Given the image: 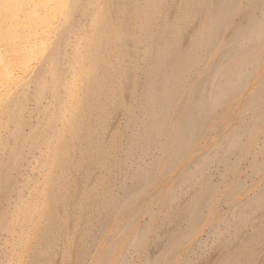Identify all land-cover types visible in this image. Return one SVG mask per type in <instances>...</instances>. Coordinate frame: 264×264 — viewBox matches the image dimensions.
Here are the masks:
<instances>
[{"label": "bare ground", "instance_id": "6f19581e", "mask_svg": "<svg viewBox=\"0 0 264 264\" xmlns=\"http://www.w3.org/2000/svg\"><path fill=\"white\" fill-rule=\"evenodd\" d=\"M80 1L82 2V0H73V3L70 5L69 4L70 2L68 3V0H0V44L1 45L4 44L5 47L7 46V48H9V47H11V45H10L11 40L12 41L13 40L15 41L16 39H18L19 41L22 40L19 43L20 44L18 46L19 49L17 48L18 50L14 52L15 54L18 53V55L15 56L11 62L7 63L4 56L0 53V83L4 84L5 86H7V84L9 83V80L11 79L12 74H13L12 73L13 69L11 70L12 63L19 64L25 70L26 68L28 69L29 65H31V63H33L34 59L36 57H38L37 54L39 52V48H41L42 46L45 47V45H46V43H45L46 41L45 42L42 41L43 40L42 37H44V39L46 40V37H48L49 32L52 31L51 26L53 25V22L51 23L50 21L53 18V16H51V15H54V17H55V14H53V13H55L56 11L64 14V15H59L60 17L64 16L63 18L61 17L62 19L60 18L62 20L61 24L62 23H63V25L65 24L64 26L68 27L67 31L70 32L71 34H74L73 32H71L72 29H74V26L72 24H70V19H72L71 16L74 14L72 11L77 10L76 8L79 6L82 7L81 6L82 3ZM138 1L139 0H121V7H119L120 13H121V18H120L121 20L116 18V16L119 17V15H117L118 12L115 13L112 9V8H115L116 6L111 7L112 10H108L107 8H109V7H106L107 11H109V12L113 11L116 14V16L114 14V16H115L114 18H116V20H118V22L116 23L114 18H113L112 12H111L109 14L110 15L109 17H112L113 18V19L111 18L112 22L113 21L114 22L109 23L110 25L107 24L109 21L106 22V24L108 25L107 27L103 26V25H106L105 22L103 23V21H106V19L103 20L104 17L106 16V14L104 17L102 15L101 19H98V17L100 18V16H101L100 14L102 13L101 12L102 10L99 11L100 14L97 18L94 15H91V18H90L91 21L94 18V21H92L93 27L91 26L93 29H91V31L94 33L91 34L92 32L90 31L91 33L89 35L86 32L85 36H82L83 39H84V37H86L84 40H80L78 38L80 40L79 43L81 41H84V44H86L85 46H84V44L82 45V47L84 46V48L80 47L81 50L84 49L85 51H83V50L81 51L79 49V51H81V53L85 52L84 54L83 53L80 54V52L78 51L77 47L79 45H77V47L75 45H73L74 47H73V50H71V54H67L65 52L66 50H64L62 48L63 45L64 46L66 45V47H68V45H69L68 41H70L69 40L70 33L68 34L67 31L64 30L63 31L64 33H61V35L56 36V37H58L57 39L54 37V39H56L57 42L55 40L54 41L56 43H58L59 45L61 44V48L63 51L58 50V49H60L59 45H58V49L54 48L55 49L54 52L56 50H58V51H56L55 53H53V51H52L51 53H53V54H51V55H49L50 53L48 54L49 56L47 57V60H50V61H48L50 66H48V64H47V66L49 67V69L47 67L48 71H45L44 69H43V71H45V73L50 72V74L52 75V77L50 75V77H51L50 81H52L51 82L52 84L49 83L50 81L47 83L49 84V86L51 84V86H50L51 92L50 93H52V97L56 102V104H55L56 107L54 109L52 106L53 110L52 111L50 110V113L48 111V113H46L47 115L43 117L44 118V119H42L43 121L40 122L38 120L39 123H37L36 125L34 124V127L35 128L38 127L40 129L44 128L43 130L46 131L47 129H45L44 126L48 127V125H47L48 122L50 124H52L51 122H54L53 126L52 125L49 126L50 129H48V131L50 130L49 131L50 133L48 132L49 134L46 135V133L44 131L43 133L46 136L43 137L41 135V137H43V139L41 141L44 142V140H45L44 144L47 146L46 148L49 147V150H48L49 154L46 157L44 156L45 159H41L43 161L44 160L46 161V164L48 166V170L46 169V167L43 166L45 163L42 164L43 162L41 160H40V162H42L41 164H42L43 168L46 169V172H44V175H45L46 186L48 184V189L46 188L47 190L46 189L45 190L47 191V194L49 195V197H48L49 202L54 205V207L56 209L55 211H57V212L50 213L49 211H51V210L49 209L48 212L51 215L45 216L46 218H48L49 223L45 224V226H43V227L41 226L42 228H40V234H39V237L37 238L38 240L36 239L37 240L36 241L37 247L35 245L36 249L33 246L34 247L33 249H35V251H33L34 252L33 253L34 261L32 259L33 264H51L52 263L53 257L56 253V251L54 250L55 246L63 238V236L65 234V230H66V225L68 224V229H69V226H70L69 222H72V217H71L72 215L69 212L72 210H68V209H70L69 207L72 205H77V203L79 201V194L81 192L83 194H85V196H87L90 199L89 201H91V199L93 200V197L96 194V193H94V191H95V188H97L96 187V185H97L96 181L97 180L95 178L94 172L99 166H101L103 164L104 159H106L105 157L108 158L107 155L113 157L110 150H108L109 148L112 147V145L109 144V145H111V147L107 146L106 148H108V149L105 150V146H104L105 140L103 139V135L105 136L104 132H106V129L108 127V124H107L108 121L107 120L111 117L110 116L111 115V107H113L112 110H115V109L116 110L117 109L118 110H121V109L125 110L131 116L133 114L132 112L135 110L133 107H135L136 110L143 112L145 115L148 113V116L151 115L153 117V120H152L153 122L149 123L150 122L149 121L148 122L149 124L148 123L146 124V127L144 129V133H143V139L139 140V139H137L136 136L128 138V139H130V140H128L129 144L127 143L129 146H127V144H126L127 149L125 150L124 157H129V155H132L134 153L136 146L140 145V141L144 142V145L141 149L142 154H147L151 147H153L156 144H160V143L164 142L162 139H163V137L166 136L165 135L166 132L167 131L169 132V126L171 125L170 124V122H171L170 121V114H171V110H172L171 106L174 103V101H173L174 98L177 97V95H178L177 93L179 92L178 87L180 85L178 86V84H181L187 78L188 74L191 73L192 70H194L196 65L199 66L201 61L204 60V57H205L204 55H207L208 52L210 53V50L214 46L215 42H217V44H218L219 40L216 41V39H217V37H219V34H221L222 31L230 23H232L233 18H235V16L237 17V14H239L240 10H241L240 9L241 7L239 8L240 0H186V2H185L186 3V9H185V12L183 11L182 16L181 15L175 16V14H172V15H169V14L166 15L165 14V16H164V14L162 13L163 14L162 16H164V17L162 18L163 20H161L162 23L158 27V29H159L158 36L156 37V34H155L154 38H156V41H155L154 45H153V43L150 44V41L148 43V41L146 40V39H148L147 36H146V39H143V38H145V35L144 36L139 35L140 38L142 37L141 39L139 38V36H137L138 38H136V39H139L140 43H141V40L143 39V41H142L143 43H141V44H143V47L140 46L141 47L140 51H138L139 50V48H138V50H137L138 52H137V51L133 50L134 48L136 49L137 47H134L133 46L134 44L131 45L132 40L138 34L137 33L135 35V32H137L139 30L137 28L138 30L136 29L137 30L136 31L135 28L137 27V25H140L141 27L146 26L148 24V19L150 20V18L153 16H155V17H156V15H158V17L160 16L159 2L161 3L162 0H144V1H142L143 3L141 2L142 4H144V5H142V7L139 6L140 2H138ZM85 2L88 3V0H85ZM31 3H33L34 5L27 8L26 5H30ZM90 3H92V0H90ZM93 4H94V2H93ZM67 5H69L68 6V7H70L69 9H68V7L65 8ZM65 9H68V10H66V12H64ZM104 11L106 12V10H104ZM180 11L182 12V9H180ZM105 12H103V13H105ZM161 12H162V10H161ZM120 13H118V14H120ZM170 14H171V11H170ZM50 16L52 17L51 19H50ZM179 16H181L183 18V20H184L183 23H180ZM196 19H198V20H196ZM244 19L246 20V21H244L245 23H243V24L241 23L239 26L237 25V28L235 27L236 29L232 33H230V35H229L230 37H228L230 47L228 49H225L224 51L222 50L223 52L221 53L220 58L218 57L219 60H217L218 62L216 63L215 66H213V70L211 71V73H209V75H207V77L204 76L206 78H204V79L202 78L203 79L202 80L203 85H202V83L199 84L200 83L199 81H201V79L198 81L199 82L198 84L195 82V86L200 85V87L198 86L199 87V88L197 87L198 89L196 88V90H193L194 94L191 98H189L188 102L186 101L187 103L185 102V104H186L185 106H183L184 105L183 103H180V104H183L182 105L183 107L181 108V106H180V107H178L179 111L177 110V112H178L177 113V120H176L177 127L175 126L176 125V123H175V125H174L175 128H174V133H173L174 135H173V137H171L172 139L170 138L172 140L171 141L172 144L170 143L171 146L169 145L170 147L167 148V150L168 149L170 150V151L168 150L169 155L166 151V153H167L166 155H168V158L167 157L166 158L169 160V162L171 164L166 159L167 163H169V166L166 168L170 169V166L173 163L175 164V162L178 161V159H180L181 155L186 153L185 151L187 150V147L190 148V146H191L190 144H192V142L194 144V141L195 142L197 141L198 138H196V135L198 137V133L199 134L201 133L199 130L204 128L203 126L205 125V123H207L208 120L210 121L211 117L213 119L214 115H212V114H214V111H216V108L218 106H220L221 103L223 104V102H226L231 96H233L234 93L237 92V90L240 88V86L243 83L245 85V83H246L245 79L247 80V77L249 76V74H251L250 70L252 68H253L252 70H254V67H251V69H250L247 66H249L250 62H253V60L256 58V56L259 54L260 50L264 46V0H255L254 2H252L248 11L246 12V16L244 17ZM101 20H102V22H101ZM119 21H121V22H119ZM198 21H200L199 24L196 25V27H194L196 24L195 22H198ZM110 22H111V20H110ZM193 22H194V24H192ZM191 24L193 25V27H191L192 26ZM70 25H72V27ZM36 26H38L39 28L41 27V29H40L41 31L40 30L38 31L39 34L37 33V31L35 29V28H38ZM66 27H64V29H67ZM76 27H77V25H76ZM190 27L194 28V30L191 29L193 33H192V35H190V37L188 38L189 40L186 43L185 42L186 38L184 40V36L186 35V33L188 31L187 28L189 29ZM49 28L51 30H49ZM80 29H82V27ZM141 30H142L141 33L145 32V31H143V28ZM34 31H35L37 37H38V35H40V32L42 35V37L40 39L41 41L39 40L40 36L38 38V40L41 42L39 47L37 45L34 46V45L30 44L32 41L30 42L29 39H31L32 37L31 38L29 37V39L26 37L27 34H28L27 36H33L32 34L34 33ZM189 31H190V29H189ZM77 32H78V30H77ZM184 32H185V34H184ZM79 33H80V31H79ZM227 33H229V32H227ZM75 35H78V34H75ZM83 35H84V33H83ZM152 35L153 34L149 33L150 37ZM34 37H35V35H34ZM34 37L32 40L35 39V42H37L36 41L37 39ZM73 37L74 36H72V38ZM26 38H27V41H26ZM152 38L153 37H151V39ZM18 40H17V42H18ZM39 41H38V43H40ZM76 41H77L76 44H79L78 40H76ZM13 42H12V44H13ZM55 42H54V44L56 45ZM136 42H137V45L135 43V46L139 47V45H140V44L138 45L139 41H136ZM81 43H83V42H81ZM73 44H75V43L73 42ZM109 44H113L112 46H114L117 53L122 58L121 61L123 62L125 60V62H124L125 65L127 64L126 59L127 60L130 59L131 61L132 60L137 61L139 56L137 55V57H136L135 52L140 55V58L143 56L139 60V61H142V59H143L142 62H144V60H145L144 58L146 55H148V56L151 55L150 56L151 57L150 62L146 59L145 61H148V62H145V63H148V64L146 66H145V64H143V66H145L142 68L144 74H142V73L141 74L143 75V78L145 77L144 78L145 80H144V83L142 84L143 86L141 87V89H139L140 90L139 100L136 103L133 102V103H135L134 106H132L131 104H128V102L125 100V98H126L125 96H127L128 94H131V92H132V91L130 92V90H132L130 87H133L131 84L133 82L131 78L134 75V70H133L134 64H133V66H132V64L127 65V66H125V65L121 66L118 63L120 65V68H119V71L117 72V69H116L117 66L114 63L116 61L112 62V60H110V57H108L111 54L110 55H108L109 53L107 54L108 51L110 52V51H113L114 49L110 50L111 49V47H110L109 50L106 51L107 50L106 48H108ZM121 44L124 45L122 48L119 47ZM228 45H226V46H228ZM131 46H133L134 48ZM5 50H7V49H5ZM6 52H4V53H6ZM114 52H115V50L111 53H114ZM14 53H11V54H14ZM42 54H44V53L42 52ZM119 55L116 54L117 58ZM113 56L111 55V57H113ZM120 57H119V59H120ZM123 58H126V59L123 60ZM131 58H133V59H131ZM134 58H137V59H134ZM42 60H44V58ZM67 60L69 61L68 64L70 67L67 69L69 70L72 68L73 70H75V72L79 73L78 74V77H80L79 79H81L82 76L84 79V82H83V79L81 80L82 81L81 84H83L84 87L82 85V88L80 91V96L78 95L79 97L77 96V93L73 88L75 86L73 84L74 81H73V83L71 82L72 85H74V86H71V85L69 86L68 85L69 82H67L66 75H64L67 73L69 74L70 71L67 70L68 72L66 71L67 73H65V71H63L64 69H62L63 63L66 64ZM44 61H42V62H44ZM133 61H132V63H135ZM110 62H112L113 65L115 64V66H116L115 69L113 68L114 67L113 65H110ZM137 63H138V61H137ZM111 66H113V67H111ZM197 66H196V68H197ZM136 67H138V66L136 65ZM141 67H139L140 69H138V68L137 69L141 71ZM39 69H40L39 71H42L41 68H39ZM45 69H46V67H45ZM33 70H35V69H33ZM73 70H71V71H73ZM132 70H133V73H132ZM39 71H38V73H40ZM75 72H73L74 75H76ZM193 72H195V71H193ZM73 73H71V75ZM39 75L40 74L37 75L38 78L35 77L36 79H34V80L32 79L34 81V83H36L35 84L36 87L34 88L35 90H33V91H35L34 93H36L35 98L37 101H39L47 93V90L50 89V88L48 89L49 86L46 83V81H44L42 79L44 76L42 75L43 76L42 77L40 75V77H39ZM46 75H47V77L49 76L48 74H46ZM68 76H70V75H68ZM31 77H32V75H31ZM189 77H190V74H189ZM13 78L15 79V77H13ZM52 78H54V80H52ZM262 78L264 79V77H262ZM64 79L66 80L65 83L66 84L68 83L67 85L64 83ZM68 79H70V78H68ZM71 79L75 80L76 77L75 78L73 77ZM75 81L77 82V80H75ZM29 82H30V80H29ZM79 82H80V80H79ZM262 83H263V81H262ZM1 87H2V85H1ZM1 87H0V89H1ZM71 87H72V89H71ZM23 88H24V86H23ZM135 88H137V87H135ZM79 89H80V87H79ZM240 92H238V93H240ZM237 96H238V94H237ZM53 99L50 101H54ZM2 102H3V99H2ZM226 106H228V105H226ZM19 107L17 106V108H19ZM13 108H15V107H13ZM245 108H246V111H251L253 113V118L249 122L246 123V125H247L246 131L242 132L239 130L238 131L233 130L228 135V138L226 140V144L222 148L219 146V148H221L220 149L221 151L216 150V151H214V153H212V155H210V156L207 155L206 157H203L202 159H200L198 162L194 163L193 167L189 170V172H190L189 177H190L191 183H193L196 179H198L200 177L204 168L208 165L210 166L212 164L213 165L214 164H217V165L222 164L225 167V172H226V169L232 167L233 165L235 167L236 164H234L233 161L230 162L231 159H229V157H230L229 154L230 153L232 154L233 152L235 153L240 148H242V145H244L243 144L244 142L242 143V139L244 141V137L246 138V136H248L252 132V130L255 128L256 124L264 118V86L260 87L258 90H256L254 92V94H252V96L249 99L248 103L246 104ZM13 110H12V112L8 111L11 115L8 113L7 116L10 115V118H11L10 120L12 122H14L13 120H15L14 124L16 123V125H14L15 128L13 127L14 130H13L12 134H10V133L9 134L12 135V137H15L14 138L15 140L18 139V143L16 145H14L15 149L11 150L12 152L8 151L9 153L6 154L7 158L4 161H2L0 163V165H7V166L15 165V168H16L18 166L19 160L21 159V161H22V151L21 150H23V149H21V148H23L25 143L28 142V141L25 142L24 140L28 139L27 137L29 136V134L27 133L28 136H26L25 139L21 140V134H20V139L18 138L19 132L22 129L23 125L25 123H27V120L25 122V120L21 117V115H19L20 114V113H18L19 109H18V111L15 109L17 112L15 110H14L15 112H13ZM20 112H21V110H20ZM244 112H245V110H244ZM42 113H43V111H42ZM64 116H66L67 127L66 126L65 127L67 128V132L69 134V135L68 134L66 135V136H69L68 139L66 138V136H64L66 139H63L64 137L60 136L61 131H58L57 126H55V123H57V122L59 123L60 121H62L61 119H63ZM131 116H130V118H131ZM12 117H13V120H12ZM7 118H9V117H7ZM47 120H50V121L47 122ZM263 121H264V119H263ZM28 122H30V121H28ZM45 122H47V123H45ZM110 122H111V120H110ZM174 122L175 121H173V124H174ZM0 125H1V123H0ZM7 126H9V125H7ZM31 127H33V126H31ZM38 128L35 129V131L39 130ZM31 129H30V131H31ZM62 131H64V128ZM39 132H40V130H39ZM31 133H32V136L36 133V135H34L33 137L36 136L35 137L36 139H38V138H39V140L41 139L38 131L35 133H33V131L30 132V137L32 138ZM169 133H171V132H169ZM63 135H65V134H63ZM37 136H39V137L37 138ZM5 137H7V136H5ZM248 138H249V136H248ZM34 139H33L32 144L35 145L36 142L34 143ZM36 139H35V141H37ZM194 139H196V140H194ZM29 140H30V138H29ZM5 141H6V139H5ZM43 142L41 144H43ZM26 145H28V144H26ZM34 145L31 146V147H33V149H34ZM117 145H118V143H117ZM117 145H116V147H117ZM119 146H121V145H119ZM119 146H118V148H119ZM1 147H3V146H1ZM39 147L41 148V145H39ZM114 147H115V144H114ZM245 148H246V145H245ZM12 149H13V147H12ZM111 149H113V148H111ZM243 149H244V147H243ZM45 150H47V149H45ZM70 150H76L73 153L74 155H75V153L78 152L76 159H72V157H70ZM114 151H115V149H113L112 152H114ZM183 151H184V153H182ZM29 152L31 153L32 151L30 150ZM33 152H34V150H33ZM40 152H41V150H40ZM37 153H38V150H37ZM44 153H46V152H44ZM114 153H113V155H114V157H116V155ZM7 155H9V156H7ZM26 155H28V154H26ZM43 155H45V154H43ZM233 155H231V156H233ZM35 156H37V155H35ZM46 158H47V160H46ZM111 159H113V163L115 164L114 165L115 167H116V165L119 166V164L122 163V161H123L122 159H119V157H116L115 159L114 158H111ZM111 159H109V160H111ZM124 159H126V158H124ZM106 161H107V159H106ZM106 161L104 163H106ZM20 162H19V164H20ZM110 163L112 165L111 161H110ZM16 164H17V166H16ZM38 164H40V163H38ZM75 164H77L76 166H77L78 170L80 171L79 172L80 173L79 179H77L78 177H76V176H75L76 177L75 178V177H73V175H72V177H71V175H69V173L71 171H73V170H71V168L72 169L75 168L74 167ZM54 166L59 168L58 173H54V174L52 173L53 171H51V170L54 169V168H52ZM103 166L105 167V165H103ZM150 166L148 165L147 167L145 166V168L141 167V168L135 170L134 173L131 176H129V179L126 180V181L129 180V183L124 182V184L122 186V191L118 195H115V196L113 194H111L112 196L109 195L110 194L109 191L111 192V189H110L111 187L109 186V179L110 178L109 179L106 178V180H105L106 182L101 181L102 183L101 182L99 183V186L102 184V192H101L102 195L100 194V190H99V194L101 197L99 207L101 206L102 210L104 211L103 212L104 213V215H103L104 219L108 218L107 216L110 214V211H111L110 209H114V208L117 210L120 209L121 205L123 206L125 203L127 204V200L129 199L128 197H130L134 194L133 193L134 190H136L137 188L142 189L144 184L146 185V183L150 182V178L154 176L153 174L156 171L155 169H154L155 171H153V168L157 167V166L155 167L154 164H153V168H152V166L151 167ZM12 167H14V166H12ZM9 169L10 170L12 169L11 166H9ZM9 169H8V171H9ZM254 169L256 170V168H254ZM14 170H11V171H14ZM57 170L58 169H56V171ZM74 173H75V171H74ZM76 173H77V170H76ZM79 173H78V175H79ZM41 174L43 175V173H41ZM3 176L6 178L5 181H3V179H5ZM3 176H2L3 179H2V177H1V179L4 183L2 181H0V182H2L4 185L6 182L5 187L9 188V186L14 183L12 181L14 178L13 179L11 178L12 180L10 179V177H11L10 171L7 172V175L5 174ZM160 177H161V175H160ZM43 179L44 178H42L41 180H43ZM82 182H84L85 184H83ZM206 182L209 184H207V186L204 185V187H201V189H199L200 191L198 190V191H196V193H193L190 201L184 207L188 212L187 218H186L184 223L179 222L178 219H176V217H167L164 220V223H166V224H168V223H170V224L174 223L175 224V228L174 227L173 228H174V230L176 229L175 230L176 232L174 231L175 235L172 234V236L174 235L173 237L170 236L173 239H172V242L169 243V244H171V246L173 248H174L173 245H177L180 242H182V240H184L187 236H189L188 234H190L192 231L195 230V227H197L196 225H197V222L200 218L201 212L204 209L203 207H205L206 203L208 204V201H210L211 198L214 196L213 194H215V192L217 190L216 188L218 187V185L216 187L214 185V183L212 184V182H210V181H206ZM74 183L76 185L77 191H79V192H77V193H79L78 195H76L75 193H71L69 190V187L67 188V186H71ZM228 184H230V183H228ZM37 186L35 188L39 189V187H37ZM180 187H182V186H180ZM8 188H5V192H7L9 190ZM35 188L34 189L32 188V189L35 190ZM66 188L69 190L68 194H66V193L63 194V190ZM38 189H36V190H38ZM36 190H35V192H36ZM38 191H37V193H38V195L40 194V196H39V198H40V197H42V195H44L45 191L43 194L40 191H39L40 192L39 193ZM42 191H43V189H42ZM32 192L33 191H31V193ZM170 192H171V194H170L171 196L170 195H168V196H170V203H171V210L170 211H172V209L174 210L175 208H178V204L176 203L178 201H176V196H175L176 191L170 190ZM37 193H36V195H37ZM131 193H133V194H131ZM168 194H169V191H168ZM38 195L36 197H38ZM20 198H21L22 204L24 206V207L22 206V208H24V210L19 208L21 205L18 207L20 210H23L22 216H21V213H20V216L24 220L20 219V222L25 223V221H26L25 226L27 223H30V224L34 223L35 221L33 222V218L35 216H39V213L41 210V207L37 201V198H36V201H35V199H34V201H32L30 199L31 201L29 200V202H28V199L26 201L25 198L22 199L21 196H20ZM20 198H18V199H20ZM5 200H4V202H5ZM21 200H18V201L21 202ZM23 200H25L26 203L25 202L23 203ZM87 201H88V199H87ZM49 202H48V204H49ZM41 203H42V201H41ZM51 204H49V205H51ZM44 206L42 208H44ZM64 206H68V209H67L68 211L65 210L66 207L64 208V211L68 212L67 213L68 215H66V216L63 215V213L62 214L60 213V211H62L61 209ZM246 206H247V210L239 213L237 215L235 221L230 225V227L228 226L229 230H230L229 234L227 233L228 234L227 237L220 241L221 246H222V254L220 253L221 254L220 258H218V260L212 264H255L256 263L255 261H256V258L258 256L257 251H259L258 248L264 247V223H263V225L262 224L261 225H255L253 228L254 229L253 232L251 233V235L249 234L250 236H248V237L243 238V236L241 237V236L237 235V230H238V228L240 230L239 226H241L243 224V222L245 224V223H247L248 220H251L255 216V214H256L255 212H257V209L264 206V188L262 190H260V192H258L255 196H253L250 200H248ZM0 207H1V205H0ZM82 207L84 208V206H82ZM45 209H46V207H45ZM84 210H83L84 214H80V215H82V217L80 219V222L78 223L79 225H78L77 230H76L77 235L75 234V237L73 236L75 238V240L78 241L79 243L84 242L85 239L87 238V236L90 235V233H91V230L87 227L88 226L87 225L88 224V217H86V215H85L86 212ZM120 210H122V209H120ZM5 211H6V209H5ZM100 211H101V209H100ZM17 213L19 214V212H17ZM7 214L6 213L3 214V212H2V214L0 215V228L1 227L4 228L3 226H6V227L11 226L12 223L10 222V225H9V220H11L13 218H10V214H8V215ZM65 214H66V212H65ZM99 214H100V212H99ZM130 214L133 215L132 213H130ZM14 216H16V214ZM16 218L19 219L20 217L16 216ZM14 220H12V222L15 223V225H16L15 221H17V220H15V221ZM256 220H258V219H256ZM44 221H46V220H44ZM101 221H102V219H101ZM101 221H100V223L98 222L99 226H97V227H101V229L99 228L100 230H102L101 224L103 222V221L102 222ZM128 221H130V219H128ZM219 221L223 222L224 220L222 219ZM259 221H261V220H259ZM7 225H9V226H7ZM19 225H20V223H19ZM27 225L29 226V224H27ZM216 226H218V225H216ZM6 227H5V230H6ZM13 227H11V229H13ZM21 227H22V225H21ZM23 227H24V225H23ZM103 228H104V223H103ZM11 229L9 231H11ZM17 229H19V228H16V231H14V230L13 231L16 232L17 236H18V233L21 231L23 232V230L20 229L21 231L17 232L18 231ZM26 229L29 230L31 228H28L26 226ZM99 229H96L97 232H99L98 231ZM145 229L146 230H144V232L141 231L143 229L139 230V232L141 234L139 233L138 234L139 237L136 238L137 244L140 241H142L141 239L145 238L144 233L146 231L148 232V229L147 228H145ZM217 229H219V228H217ZM217 229H215L213 234L214 235L216 234L217 236H219L220 233ZM0 230H2V229H0ZM25 231H27V230H24V232ZM189 231H191V232L189 233ZM27 233H28V231H27ZM27 233H25V234H27ZM28 234H27V236H28ZM14 237H16V236H14ZM18 238H19V242L23 241L22 243H24L25 239H22V238H25V237H23L22 234H21V236L19 235V237H17V239ZM93 238H95V237H93ZM17 239L15 241H12V243L16 242L17 245L19 246L21 244L18 243ZM67 240H68V237H67ZM61 242H63V241H61ZM233 242H234V244L236 242V244L233 245L234 247L231 246ZM34 244H36V243H34ZM135 245H136V243H135ZM254 245H257L259 247L255 249ZM18 246H16V247H18ZM10 247H9V249H10ZM16 247H15V249H16ZM168 247H169V245H168ZM219 247H220V245H219ZM12 248L14 249V247H12ZM85 249H86L85 247H81L80 250L78 249L79 252L77 254V262L80 261V259L87 253L85 251ZM113 249L111 251H113ZM163 251H165V250H163ZM7 254H9V253H7ZM11 254H13V253H11ZM163 255L165 256V254H163ZM7 257H8V255H7ZM259 258H260V256H259ZM5 259H6V257H5ZM7 260L9 261V259H7ZM172 262H174V261H172ZM8 263H6V264H8ZM10 263H11V261H10ZM150 263H148V264H150ZM152 263H154V262H152ZM30 264H32V263L30 262ZM75 264H77V263H75ZM261 264H264V261H263V263L261 261Z\"/></svg>", "mask_w": 264, "mask_h": 264}, {"label": "rangeland", "instance_id": "374dc122", "mask_svg": "<svg viewBox=\"0 0 264 264\" xmlns=\"http://www.w3.org/2000/svg\"><path fill=\"white\" fill-rule=\"evenodd\" d=\"M142 1H144V0L138 1V2H140L139 6H141V7H142V5H144V4H142L143 3ZM254 1L255 0H253V1L252 0H240L241 3L239 2V8L241 7L240 8L241 10H240V13L237 14V17L235 16V18H233L232 23L234 25L232 23H230L222 31L223 34L222 33L219 34V37H217V39H216V41L219 40L218 44H217V42H215L214 46L210 50V53L209 52H208V54L206 53L207 55H204L205 56L204 60L201 61L199 66L196 65L197 68L195 66L196 69L194 68V70H192V72L193 71H195V72L189 73L190 77L188 74V76H187L188 79L186 78L181 84H178V86L180 85L178 87L179 92L177 93L178 94L177 97L174 98V100H173L174 103L171 106L172 110H171V114H170V121H171L170 124L172 126L171 125L169 126V132H171V133H169L168 131L166 132V134H165L166 138L163 137V139H162L164 142H162L160 144H156L153 147H151L147 154H142L141 149L144 145V142L140 141V145L136 146L134 153L132 155H129V157H124L125 150L127 149L126 144L128 143V140H130L128 138L136 136L137 139H139V140L143 139V133H144V129L146 127V124L149 121H150L149 123H152L153 117L150 114H149L150 116H148V113L145 115L143 112L136 110L135 107H133L135 110L133 109L134 111L132 112L133 113L132 116L129 115V113L125 110H122V109L116 110L115 108H114L115 110H112L113 107H111V115H110L111 119L109 118L107 120L108 121L107 122L108 127L106 129V132H104L105 136L103 135V139L105 140L104 141L105 142L104 143L105 144L104 145L105 150L108 149V148H106L107 146L111 147V145H112L111 148L115 149V151H114L115 153L112 152L113 149L109 148L108 150H110L113 157L107 155L108 158L105 157L107 159V161H106V159H104L103 164L101 166H99L97 169L95 168L96 170L94 169L95 170L94 175H95V178L97 180L96 181V183H97L96 187L97 188H95L94 193H96V194L93 197V200L91 199V201H89L90 199L87 196H85V194H83L82 192L80 194L77 193L79 191H77L75 183L72 184L71 186H67V188L69 187V190L71 193H75L76 195L79 194V201H78L77 205L70 206L69 207L70 209H68V206H64L61 209L62 211H60L61 214L63 213V215L66 216V215H68L67 211L72 210V211H69L70 214L72 215L71 216L72 222H69L70 223V226H69L70 230L68 229V224L66 225L65 234L63 236L64 239L63 238H62L63 240L61 239V241H63V242L60 241L55 246L54 250L56 251V253L53 257V261L51 264H75V263H77V264H148L150 262L151 263L154 262L152 264H207V263L212 264L215 261H217L218 258H220L221 254H222V246H221L220 241L222 239L226 238L227 235L229 234L230 225L235 221V219L239 213L247 210V206H246L247 201L250 200L253 196H255L258 192H260V190H262L264 188V123H263L264 118L256 124L255 128L248 135L249 138H248V136H246V138L244 137V141L242 139V143L244 142L243 143L244 145H242V148H240L235 153L234 152L232 154L230 153L231 155L234 154L233 156H231L229 154V156H230L229 159H231L230 162L233 161L234 164H236L235 167L233 165L232 167L226 169V172H225V167L222 164H219V165H217V164L213 165L212 164L210 166L208 165L204 168L200 177L198 179H196L193 183L190 182L189 170L193 167L194 163L198 162L203 157H206L207 155L210 156V155H212V153H214V151L220 150L226 144V140L228 138V135L233 130H237V131L239 130L242 132L246 131V129H247L246 123L249 122L253 118V113L251 111H246V108H245L246 104L248 103L252 94H254V92L256 90H258L260 87L264 86V79L262 78V77H264V46L260 50V52L256 56V58L253 60V62H250L249 66H247L250 69H251V67H254V70H252L253 68L251 69L252 71L250 70L251 74H249V76H248L249 78L247 77V80L245 79V82H246L245 85L243 83L240 86V88L238 89L239 91L237 90V92H235L233 96H231L226 102H223V104L221 103L220 106H218L216 108L217 112L214 111V114H212V115H214L213 119L211 117L210 121L208 120L209 122L207 121V123H205V125L207 124L206 125L207 127L204 125L203 126L204 128L199 130L201 133L200 134L198 133V137L196 135V138H198L197 141L196 142L194 141V144L192 142V144H190L191 146L189 145L190 148L187 147V150L185 149L186 150L185 152L187 154L184 153V151H183L182 153H184V154L181 155L180 159H178V161H176L175 164L172 162L173 166L171 165L170 169L166 168L169 166V163H170L169 160L167 159L170 150L168 149L169 150L168 151L167 148H169L171 146L170 143L172 144V142H171L172 138L171 137H173V135H174L173 133H174L175 126L177 127L176 120H177V113H178L177 110L179 111L178 107L181 106V108H182L183 106L186 105L185 102L186 101L188 102L189 98H191L194 94L193 90H196V88L198 86L200 87V85L195 86V82L197 84L200 82L199 84H201L202 80L204 78H206L207 75H209V73H211V71L213 70V66H215L216 63L218 62L217 60H219L221 53L225 49H228L230 47V43H229V39H228V37H230L229 36L230 33H232L237 28V25L239 26L241 23L242 24L245 23L244 21H246L245 20L246 18L244 19V17L246 16V12L248 11L250 5ZM86 2H85V0H82V2H81L82 7L79 6L80 8L77 7L76 8L77 10L72 11L75 15L72 13L73 15L71 16L72 19H70V24H72L74 26V29H72V31H71L74 34H71L70 32L67 31L68 27L64 26L65 24L64 25H63V23L61 24V21H62L61 19L64 16H61L62 17L61 18L59 15H64V14L59 13L57 11L56 12L54 11L55 13H53V14H55V17H54V15H51V16H53V18L50 16V19L52 18L50 22L51 23L53 22V25H52L53 27L51 26L52 31L49 32L48 37H46V40L44 39V37H42L41 32H40V35H38V37H37L35 31L32 34L33 36H27L28 35L27 34L26 37L28 39H29V37L30 38L32 37L31 39H29L30 42L31 41L32 42L30 43L28 41L31 45H34V46L37 45L39 47L41 44L40 39L42 37L43 38L42 41H44V42L46 41L45 47L42 46L41 48H39V52L37 54L38 57H36L37 59L36 58H35L36 60L34 59L33 63H31V65H29L28 69L26 68L24 70V68L21 67L19 64L12 63L11 70L13 69L12 70L13 74H12L11 79L9 80V83L7 84V86L0 83V87L2 85V87L0 89V118H1L0 119V123H1V125H0V128H1L0 129V163L7 158L6 154H8L11 150H14L15 149L14 145H16L18 143V139L15 140L14 139L15 137H12V135H10V134H12V132L15 128L14 125H16V123L14 124L15 120H13V117H12V120L14 122H12L10 120L11 114L9 112H12L13 109L14 110L16 109L17 111L19 109V111H18V113H20L19 115H21V117L25 120V122L27 120V123H25L23 125L22 129L20 130L18 138L20 139V134H21V140L25 139L26 136H28V134H29V136L27 137L28 139L24 140L25 142L26 141H28V142L25 143V145H24L25 147L23 146V148H21V149H23V150H21L22 151V161H21V159L19 160V162L20 161L21 162H20V164L18 162V166L16 164V166H17L16 168H15V165H9L12 168L11 170H14V169L15 170L11 171L9 169V166L0 165V179L3 175H5V174L7 175V172H9V171L11 174L10 179L14 178L13 180L11 179L14 183L11 181L13 184L11 183L12 185H10L9 188L5 187L6 182H5V185L3 184L4 183L3 181L6 180V178L4 176L3 177L5 179H3V177H2L3 181H2V179L0 180L3 182V183L0 182V199H1L0 200V205H1L0 215L2 214V212H3V214L8 213V214H10V218H13V219L9 220V225H10V222L12 223L10 227L3 226L4 228H2V227L0 228V229H2V230H0V264H6L8 262H9L8 264H30V262L33 264V261H34V258H33L34 252L33 251H35V249L37 247L36 241L38 240L37 238L39 237V234H40V228L45 226V224L49 223L48 218H46L45 216L51 215V214H49V212L50 213L57 212V211H55L56 209H55L54 205L49 202V198H48L49 195L47 194V191H46L48 189V184L46 186L44 172H46V169L48 170V166H47L45 160L44 161L41 160V159H45V157L49 154V151H48L49 147L46 148L47 146L44 144L45 140H44V142L41 140L43 139L44 136H46L47 134L50 133L49 132L50 130L48 131V129H50L49 126H51V125L53 126L54 122H51L52 124H50L48 122L50 120H47L48 127L44 126L45 129H47L46 131L43 130L44 128L40 129L38 127H36V128L34 127V124L36 125L37 123H39V121L40 122L43 121L42 119H44L43 117L47 115L46 113H48V111L50 113V110L51 111L53 110L52 106L54 109L56 107V105H55L56 102L52 97V93H50L51 92L50 86L52 84L51 83L52 81H50V79H51L52 75L50 74V72L45 73V71H48V69H49L48 66H50L48 63V61H50V60H47V57L49 55L55 53L58 50L63 51L62 48L64 50H66L65 52L67 54H71V50H73V47H74L73 45H75L76 47H77V45H79L77 47L78 51H79V49L81 50V48H84V46L86 45V44H84V41H81L83 43H81V42L79 43V41L84 40L86 38V37H84V39L82 38V36H85L86 32L89 35L92 32L91 31V29H93L92 28L93 27L92 21H94V18L91 21V19H90L91 15H94L97 18L100 14L99 11L102 10L101 11L102 13L100 14L101 16H100V18L98 17V19H101L102 15L104 17L106 14L104 19L102 18L103 20L106 19V21H103V23L105 22V24H106V22L109 21L107 24L110 25L109 23L114 22V21L112 22V19L116 16L115 13H117V12L120 13L119 7H121V0H106V1L105 0H92V3H90V0H88V3L90 5ZM93 2H94V4H93ZM185 2H186V0H176V1L175 0H162L161 3L159 2L160 16L159 17H158V15H156V17L150 16L152 19L151 18H150V20L148 19V24L146 26H144L145 28L141 27L140 25H137V27L135 28V30L138 28L140 31L137 29L138 31L136 30L137 32H135V35L137 33L138 34L134 38L135 40L134 39H133L134 41L132 40L131 45L134 44L133 46L137 47V48L135 49L133 46H131L134 48V49L133 48L132 49L134 51H137L139 48L138 51H140V48L143 47V44H141V43H143L142 42L143 39H146V36L148 38V39H146L148 41V43L150 41V44L153 43V45H154V43L156 41V38H154V37H155V34H156V37L158 36V32H159L158 27L162 23V21H161V20H163L162 18L165 16V14L166 15L167 14H169V15L175 14V16H178V15L182 16L183 11L185 12V9H186V3ZM68 3L71 5L73 3V0H70V1L68 0ZM32 5H34V4L31 3L30 5H26V6L28 8ZM68 6L69 5H67L66 7L64 6V7L67 8ZM106 7H109V8H107L108 10L113 9V11L115 13L113 11H110V12L107 11ZM111 7H115V8L111 9ZM69 8L70 7H68V9ZM68 9H65L64 12H66V10H68ZM180 9H182V12L180 11ZM104 10H106V12ZM161 10H162V12H161ZM170 11H171V14H170ZM103 12H105V13H103ZM111 12H112L113 18L109 17L110 16L109 14ZM118 13H117V15H119V17L116 16V18L120 19L121 13L120 14H118ZM162 13L164 14V16H162L163 15ZM114 14H115V16H114ZM181 16H179L180 23H183L184 20ZM116 18H114V20L117 23L118 20H116ZM110 20H111V22H110ZM196 20H198V19H196ZM101 22H102V20H101ZM119 22H121V21H119ZM199 22L200 21L195 22L196 24L194 27H196V25H198ZM107 24L103 25V26L107 27L108 26ZM192 24H194V22ZM72 25H70V26L72 27ZM76 25H77V27H76ZM36 27H38V26H36ZM64 27H66L67 29H64ZM81 27H82V29H80ZM191 27H193V25ZM191 27L189 28L191 32L187 28L188 31L185 35L186 37L184 36V40L186 38V41H185L186 43L188 42V40H189L188 38L190 37V35H192V33H193L192 30H194V28H191ZM38 28H35L37 33L41 29V27L39 29ZM140 28L141 29L143 28V31H145V32L141 33L142 30ZM49 30H51V29L49 28ZM64 30L67 31L68 34L70 33V35H69L70 41H68L69 42L68 43L69 45L67 44L68 47H66V45L65 46L63 45V47L61 48V44L59 45L58 43H56L57 42L56 39L58 38L56 36L61 35V33H64L63 32ZM77 30H78V32H77ZM79 31H80V33H79ZM148 32L150 34H153L151 36V37H153L152 39L149 36ZM227 32H229V33H227ZM83 33H84V35H83ZM93 33L94 32H92L91 34H93ZM75 34H78V35H75ZM184 34H185V32H184ZM34 35H35V37H34ZM71 35L74 37L72 38ZM139 35L140 36L145 35V38H143L141 40V43H140L139 39H136V38H138L137 36H139ZM39 36H40V38H39ZM140 36H139V38H140ZM33 37L37 39L36 40L37 42H35V39L32 40ZM54 37L56 39H54ZM27 38H26V41H27ZM38 38L40 41L38 40ZM75 39L78 40L79 44H76L77 41ZM17 40L18 39H16L15 41L13 40L14 42L11 40V42H10L11 47H9V48H7V46L5 47L4 44L3 45L0 44V53L4 56L7 63L11 62L14 59V57L18 55V53L15 54L14 52L19 49L18 46L20 45L19 43L22 40L21 41L18 40V42H17ZM38 41L40 43H38ZM136 41H139L138 42V45L140 44L139 47L135 46V43L137 45ZM12 42H13V44H12ZM54 42L56 43V45L54 44ZM73 42L75 44H73ZM83 44H84V46L82 47ZM58 45H59L60 49H58ZM112 45L113 44H109L108 48H106L107 49L106 51H108L110 47H111L110 50H112V49L115 50L114 53H111L114 51L113 50L110 52L108 51L107 54L109 53L108 55L111 54L112 56L113 55L115 56V57L114 56L111 57V55H110L108 57H110V60H112V62L116 61L114 63L116 64L117 67L115 66V64L113 65L112 62H110V65H113L114 67L113 66H111V67H113L114 69L116 67L117 72H118L120 65L121 66L125 65L124 59H126V58H123L124 61L122 62L121 61L122 58L117 53L114 46H112ZM226 45H228V46H226ZM123 46L124 45L121 44L119 47L122 48ZM54 48L55 49L57 48L58 50H56L54 52V50H55ZM5 49H7V50H5ZM82 50L85 51L84 49H82ZM52 51H53V53H51ZM81 51H79L80 54L83 53V52L81 53ZM4 52H6V53H4ZM42 52L44 54H42ZM11 53H14V54H11ZM116 54L119 55L118 58H117ZM135 55H136V57H137V55L139 56L138 59L134 58V59H137L138 63L135 60L134 61L132 60V61L135 62L136 64L132 63V61L130 59L129 60L126 59L127 64L125 65V66H127V65L132 64V66H133V64H134L133 67L135 68V69L133 68L134 75L132 74L133 70L131 73L133 75V76L131 75L132 76L131 79L133 81V82L131 81L132 82L131 84L133 87H130L132 89V90H130V92L131 91L132 92H131V94L127 93L128 95L126 94L127 96H125L126 97L125 100L128 102V104H131L132 106H134L135 103L139 100V98H140V95H139L140 90L139 89H141V87L143 86L142 84L144 83V80H145L144 79L145 77L143 78V75H142V74H144L142 68L148 64L145 62H148V61L150 62V58H151L150 57L151 55H149V56L146 55L147 57L145 56L144 59L145 60L147 59L148 61L144 60V62H142L143 59H142V61H139V60L143 56L140 58V55L136 52H135ZM42 57L44 58L45 61L42 60L43 59ZM119 57H120V59H119ZM131 59H133V58H131ZM41 60L44 61L45 63L42 62ZM68 63H69V61L67 60V63H66L67 65L65 63H63V65H62L63 66L62 69H64L63 71H65V73L70 71L69 74L68 73L64 74V75H66L67 82H69V84L68 83L67 84L69 86L75 85L73 88L76 91L77 96L78 95L80 96V91H81V88L83 85V84H81L82 83L81 80L83 79V76L81 77V79H79L80 78V77H78L79 73L75 72V70H73L72 68L68 70L67 68H70ZM47 64H48V66H47ZM143 64H145V66H143ZM136 65L138 67H136ZM45 67H46V69H45ZM47 67H48V69H47ZM139 67H141L142 72L140 70H138V69H140ZM39 68H41L42 71H43V69L45 71H43V72L39 71L40 70ZM33 69H35V70H33ZM71 70H73V71H71ZM38 71L40 73H38ZM73 72H75L77 76L74 75ZM42 73L43 74L45 73V74L43 75ZM71 73H73V74L71 75ZM36 74L37 75L42 74L44 77L41 75L43 77V78L42 77L41 78L44 81H46V83L49 81H50L49 83H51L50 86L47 83L49 86L48 89L50 88L49 89L50 91L47 90V93L39 101L36 100V98H35L36 93H34L35 91H33V90H35L34 88L36 87L35 86L36 83H34V81H33L34 79H36L35 77H37ZM46 74H48L49 76L47 77ZM31 75L33 78L31 77ZM40 75H39V77H40ZM50 75H51V77H50ZM68 75H70V76H68ZM72 76L74 78L76 77L75 80H77V82L75 80L71 79V78H73ZM204 76H206V77H204ZM13 77H15V79ZM54 78H52V80H54ZM68 78H70L72 81ZM78 79L80 80V82ZM200 79H201V81H199ZM29 80H30V82H29ZM65 81L66 80L64 79V83H65ZM73 81H74V83H73ZM262 81H263V83H262ZM71 82L74 85H72ZM83 82H84V79H83ZM202 85H203V83H202ZM23 86H24V88H23ZM79 87H80V89H79ZM83 87H84V85H83ZM135 87H137V88H135ZM71 89H72V87H71ZM238 92H240V93H238ZM237 94H238V96H237ZM2 99H3V102H2ZM52 99L54 101H50ZM133 102H135V103H133ZM180 103H183L184 105L180 104ZM226 105H228V106H226ZM17 106L18 107L20 106V107L17 108ZM13 107H15V108H13ZM14 110H13V112L16 111V110L15 111ZM20 110L22 113L20 112ZM41 110L43 111V113ZM244 110H245V112H244ZM8 113L10 114L9 116H7ZM6 116L9 118H7ZM130 116H131V118H130ZM61 120L62 121H60L59 123L61 125L62 124L63 125L61 126L57 122V123H55V126H57L58 131H61L60 136L64 137L68 134L67 128H66L67 127L66 116H64L63 119H61ZM110 120H111V122H110ZM28 121H30V122H28ZM173 121H175L174 124H173ZM47 122H45V123H47ZM175 123H176V125H175ZM7 125H9V126H7ZM29 126L30 127L33 126L35 129L38 128L40 130V132L41 131L42 132L40 133L39 130L35 131V129L33 127H31L32 128L31 129ZM63 128H64V131H62ZM30 129H31V131H30ZM29 131L30 132L33 131V133L38 131V133L40 134L41 139L39 140V138H38L39 136H37L38 139L35 138L36 136L33 137L34 135H36V133L33 136L31 133L32 138L33 139L35 138L37 140V141H35V139H34V143L36 142L35 145L32 144L33 139L30 137ZM44 131H45L46 135H44V133H43ZM63 134H65V135H63ZM41 135L43 137H41ZM5 136H7V137H5ZM29 138H30V140H29ZM66 138L68 139L69 136H66ZM66 138L64 137L63 139H66ZM5 139H6V141H5ZM194 140H196V139H194ZM42 142L44 145L41 144ZM117 143H118V145H117ZM26 144H28L29 146ZM109 144H111V145H109ZM114 144H115V147H114ZM128 144H127V146H129ZM32 145H34V149H33V147H31ZM39 145H41V148L39 147ZM116 145H117V147H116ZM119 145H121V146H119ZM245 145H246V148H245ZM1 146H3V147H1ZM118 146H119V148H118ZM219 146L221 148H219ZM12 147H13V149H12ZM243 147H244V149H243ZM45 149H47V150H45ZM30 150L32 151L31 153L29 152ZM33 150H34V152H33ZM37 150H38V153H37ZM40 150H41V152H40ZM76 150H70V157H72V159H76V157L78 155V152L75 153L76 156L73 154ZM166 151H167L168 155H166L167 154ZM44 152H46V153H44ZM113 153L116 155V157H119V159L123 160L122 163L119 164V166H117V165H116V167L114 166L115 164L113 163V159H111V158L115 159L116 157H114ZM26 154H28V155H26ZM43 154H45V155H43ZM35 155H37V156H35ZM7 156H9V155H7ZM123 157L126 159H124ZM109 159H111V160H109ZM166 159L168 160L169 163H167ZM40 160L43 163L40 162ZM46 160H47V158H46ZM105 161H106V163H104ZM110 161L112 162L113 166L111 165ZM38 163H40V164H38ZM41 163L46 164V165L45 164L43 165L44 167H46V169L43 168ZM153 164L155 165V167L156 166L157 167L153 168ZM76 165L77 164H75V166H74L75 168L73 167L74 169L71 168V170H73V171H71V172L69 171L70 172L69 175H71V177H72V175H73V177L76 176V177H78L77 179H79V177H80L79 172L80 171L78 170ZM103 165H105V167ZM148 165L152 166L153 171L156 170L153 174L154 176L150 178V182H149L150 184L146 183V185L144 184L145 186L143 185L142 189L139 188L140 189L139 190L137 188L136 190H134V192H133L134 194L131 193L133 195L128 197L129 199L127 200V204L125 203L123 205L124 207L121 205L120 209H122V210H120V209L117 210L115 208H114L115 210L110 209L111 211H110V214L107 216L108 218L104 219L103 218V215H104L103 212L104 211L102 210L101 206L99 207L100 200H101L100 194L102 192V184L99 186V183L101 181H105L106 178L107 179L110 178L111 180L109 179V186L111 187L110 188L111 192L109 191V193H110L109 195H111V194H113L114 196L118 195L122 191V186H123L124 182L129 183V180L126 181L127 179H129V176H131L135 170H137L141 167L145 168V166L147 167ZM12 166H14V167H12ZM7 168L9 169V171ZM52 168H54L53 170H51V171H53L52 172L53 174L58 173V171H59L58 167L54 166ZM254 168H256V170ZM56 169H58V170L56 171ZM76 170H77V173H76ZM74 171L76 174L74 173ZM41 173H43L44 176ZM78 173H79V175H78ZM160 175H161V177H160ZM42 178H44V179L41 180ZM206 181H210V182H212V184L214 183V185L216 187L218 185V187L216 188L217 190H216L215 194H213L214 196L211 198V200L208 201V204L206 203L205 207H203L204 209L201 212V215H200V218L197 222V225H196L197 227H195V230L193 229L194 231H192V232L189 231V233L191 232L190 234H188L189 236H187L179 244L173 245L174 246V248H173L171 246V244H169V243L172 242L173 238H171V237H173L175 235L174 234V231L176 230V229L174 230L175 224L174 223L173 224L171 223L172 225L170 223L166 224V223H164V220L167 217H176V219H178L179 222L184 223L186 218H187V214H188L187 210L184 207L190 201L193 193H196V191L201 189V187H204V185L207 186V184H209ZM82 183L85 184L84 182H82ZM228 183H230V184H228ZM36 186L39 187L40 190L38 188H35ZM180 186H182V187H180ZM4 187L8 188L9 190L7 189L8 191L6 190L7 192H5ZM32 188L33 189L35 188V190L38 189L42 194L44 193V191H45V193H44V195L41 194L42 197L39 198L40 194L38 195V193H37L38 190H36V192H35V190H33ZM67 188L63 190V194L64 193L68 194L69 190ZM42 189H43V191H42ZM99 190H100V194H99ZM170 190L176 191L175 196H176V201H178V202H176L178 204V208H175V209L176 210L178 209L177 211L175 209L174 210L172 209V211H170L171 210V203H170L171 192H170ZM31 191H33V192L31 193ZM168 191H169V194H168ZM36 193H37L38 197H36L37 196ZM168 195H170V196H168ZM20 196L22 197V199L25 198L26 201L28 199V202L30 199L32 201H34V199H35V201H36V198H37V201L41 207L39 216H35L34 217L35 219L33 218V222L34 221L35 222L31 223V224L27 223V224H29L30 227L26 224V226L28 228H31L29 230L26 229V226H25L26 221H25V223L20 222V219H23L21 216H22V212L24 210V208H22L23 204H22V200H21ZM18 198H20V199H18ZM86 198L88 199V201ZM4 200H5V202H4ZM18 200H21V202H19ZM25 200H23V203L24 202L26 203ZM40 200L42 201V203ZM48 202L52 206L49 205ZM43 206H44V208H42ZM82 206H84V208ZM18 207L23 209V210H20ZM45 207H46V209H45ZM4 208L6 209V211ZM64 208H65V210H67V209L68 210L64 211ZM49 209L51 211H49ZM100 209L102 212L100 211ZM83 210L86 212L85 213L86 217H88V224H87L88 226L87 227L91 230V233H90V235L87 236V238L85 239L84 242L79 243L78 241L75 240L74 237H75V234L77 235L76 230H77V227L79 225L78 223L80 222V219L82 217V215H80V214H84ZM17 212H19V214ZM65 212H66V214H65ZM99 212H100V214H99ZM20 213H21V216H20ZM130 213H132L135 217L133 215H131ZM255 213H256L255 216L251 220H248L247 223H245V224H244V222H243V224L241 223L242 225L239 226L240 230L238 228L237 235H239L241 237L243 236V238L248 237L253 232V230H254L253 228L255 225H261V224L263 225V223H264V206L257 209V212H255ZM15 214L17 217H20V218L17 219L16 216H14ZM221 218L224 220L223 222L219 221V220H222ZM14 219L17 221H15ZM43 219L46 221H44ZM101 219L103 222L101 221ZM128 219H130V221H128ZM256 219H258V220H256ZM12 220H14L16 222V225H15V223L12 222ZM259 220H261V221H259ZM100 221L102 222V224H101L102 230H100L101 227H97V226H99L98 222L100 223ZM19 223H20V225H19ZM103 223H104V228H103ZM9 225H7V226H9ZM21 225H22V227L24 225V227H23L24 229L21 227ZM216 225H218V226H216ZM5 227H6V230H5ZM11 227H13V229H11ZM15 227L19 228V229H17L18 230L17 232L23 230V232L21 231L18 233V236H17V233L14 232V231H16ZM144 227L148 229V232L146 231L145 232L146 234L144 233L145 238L141 239L142 241H140V242L138 241L139 243L137 244L136 238L139 237V235H138L140 233L139 230L143 229L141 231L144 232V230H146ZM9 228L11 229V231H9L10 230ZM217 228H219V229H217ZM96 229H99L98 230L99 232H97ZM215 229H217L219 231V233H220L219 236H217L216 234L215 235L213 234ZM24 230H27L29 234L27 233V231L24 232ZM25 233H27L28 236ZM21 234L23 237H25V238H22V239H25L24 243H22L23 241L19 242V238L17 239V237H19V235L21 236ZM172 234H174V235L172 236ZM14 236H16V237H14ZM67 237H68L69 241L67 240ZM93 237H95V238H93ZM16 239H17L18 243H20L21 245L18 246L16 242H15L16 244L14 242L12 243V241H15ZM34 243H36V244H34ZM135 243H136V245H135ZM235 244H236V242H235ZM235 244L233 242L231 246H233ZM35 245H36V247H35ZM168 245L170 248L168 247ZM219 245H220V247H219ZM16 246H18V247H16ZM33 246L35 247V249H33L34 248ZM9 247H10V249H9ZM12 247H14V249ZM15 247H16V249H15ZM81 247H85L86 248L85 251L87 253L80 259V261L77 262V254L79 252L78 249L80 250ZM254 247L256 249L259 246L254 245ZM112 249H113V251H111ZM258 249H259V251H257L258 256L256 258L255 264H261V261H262V263L264 261V247H262V248L259 247ZM163 250H165V251H163ZM7 253H9V254H7ZM11 253H13V254H11ZM163 254H165V256ZM7 255H8V257H7ZM259 256H260V258H259ZM5 257H6V259H5ZM7 259H9V261ZM32 259H33V261H32ZM10 261H11V263H10ZM172 261H174V262H172Z\"/></svg>", "mask_w": 264, "mask_h": 264}]
</instances>
